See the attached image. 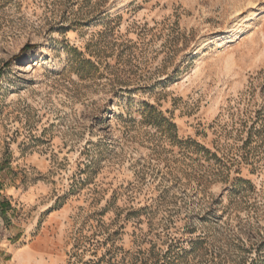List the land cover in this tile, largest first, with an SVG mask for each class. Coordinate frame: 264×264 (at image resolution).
<instances>
[{"label": "rangeland", "instance_id": "374dc122", "mask_svg": "<svg viewBox=\"0 0 264 264\" xmlns=\"http://www.w3.org/2000/svg\"><path fill=\"white\" fill-rule=\"evenodd\" d=\"M262 7L0 0V264H264Z\"/></svg>", "mask_w": 264, "mask_h": 264}, {"label": "bare ground", "instance_id": "6f19581e", "mask_svg": "<svg viewBox=\"0 0 264 264\" xmlns=\"http://www.w3.org/2000/svg\"><path fill=\"white\" fill-rule=\"evenodd\" d=\"M262 12H264L263 7L259 8V9H256V10H253L252 13H251V18L254 19L255 17L259 16ZM33 53L34 52H32V55H35Z\"/></svg>", "mask_w": 264, "mask_h": 264}]
</instances>
